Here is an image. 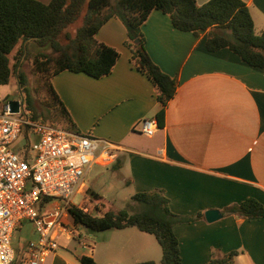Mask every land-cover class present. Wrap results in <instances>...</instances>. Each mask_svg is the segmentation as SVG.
I'll return each mask as SVG.
<instances>
[{
	"label": "crops",
	"instance_id": "crops-1",
	"mask_svg": "<svg viewBox=\"0 0 264 264\" xmlns=\"http://www.w3.org/2000/svg\"><path fill=\"white\" fill-rule=\"evenodd\" d=\"M48 3L50 0H39ZM208 0H197L203 4ZM257 32L264 31V0H243ZM151 59L177 87L168 101L164 126L154 135L139 132L143 118L159 109L157 90L131 61L122 21L113 16L96 38L119 51L112 71L102 77L64 70L52 78L72 119V129L118 146L109 164L138 191L162 189L169 208L181 216L201 218L173 226L184 264H204L213 256L237 250V264H264V216L240 218L223 209L254 197L264 204V70L251 66L228 48L209 51L207 31L176 29L170 17L153 10L141 25ZM147 138V141H144ZM87 189V187H86ZM218 209L222 217L208 222L204 212ZM61 234L51 264H136L161 259L149 233L135 226L116 229L109 257L100 255L86 230ZM136 228V229H135ZM77 240L73 251L67 249ZM59 247V248H60ZM107 250V249H106Z\"/></svg>",
	"mask_w": 264,
	"mask_h": 264
},
{
	"label": "trees",
	"instance_id": "trees-1",
	"mask_svg": "<svg viewBox=\"0 0 264 264\" xmlns=\"http://www.w3.org/2000/svg\"><path fill=\"white\" fill-rule=\"evenodd\" d=\"M155 9L167 14L178 30L195 34L206 30L209 51L228 48L249 65L264 70V31H256L253 17L243 0H208L203 4H198L197 0H119L116 5L111 4V0H50L48 3L0 0V84L9 83L16 75L32 117L50 123L47 117L51 116L61 122L53 125L70 129L72 119L54 89L52 78L64 70L85 72L93 77L109 74L119 58V51L99 41L96 33L109 18L116 16L125 27V45L131 50L132 63L157 90L160 106L155 118L162 127L166 106L175 94L177 82L160 69L145 48L141 25ZM80 18L82 24L71 35L68 27ZM31 43L40 47L33 53L32 70L41 77L49 95L43 101L44 112L35 106L28 77L20 69L21 56L27 53V45ZM16 46L11 63L10 54ZM44 47L51 51L41 49ZM84 205L88 206V211L79 206L69 209L75 226L81 224L91 230L135 226L156 238L162 250L161 264H184L173 226L202 216L201 212L194 217L174 213L169 208V199L158 188L135 192L123 207L108 209L102 215H99L101 208L98 205L103 204L99 201L91 206ZM223 212L240 218L263 217L264 204L254 197H247L240 203L226 206ZM237 255V250H230L213 256L204 264H237ZM80 260L83 264H94L88 256L83 255ZM136 264L156 263L146 260Z\"/></svg>",
	"mask_w": 264,
	"mask_h": 264
},
{
	"label": "built area",
	"instance_id": "built-area-1",
	"mask_svg": "<svg viewBox=\"0 0 264 264\" xmlns=\"http://www.w3.org/2000/svg\"><path fill=\"white\" fill-rule=\"evenodd\" d=\"M6 104L0 112V264H12L14 232L22 220L32 221L38 238L28 243L24 262L51 264L61 234L73 236L69 209L79 206L73 196L86 191L85 176L95 163L117 157L109 140L34 119L25 100ZM158 129L154 117L143 118L139 132ZM25 143L17 147L19 138ZM34 155H29L30 150ZM101 207L102 205H98Z\"/></svg>",
	"mask_w": 264,
	"mask_h": 264
},
{
	"label": "rangeland",
	"instance_id": "rangeland-1",
	"mask_svg": "<svg viewBox=\"0 0 264 264\" xmlns=\"http://www.w3.org/2000/svg\"><path fill=\"white\" fill-rule=\"evenodd\" d=\"M118 1L119 0H111V4L116 5L118 4ZM82 22L83 19L80 18L77 22L68 27V31L71 35H74L76 33L78 27L82 24ZM17 47L18 46H16L10 54L11 63L14 62ZM39 49L40 47L38 48L35 43L27 45V53L24 56H21L20 59V69L23 70L28 77V86L31 89V95L35 106H37L39 110H42L44 112L46 109L43 107V101L48 98L49 95L45 89V86L42 85L41 77L32 70V60L34 55L33 53L36 50L38 51ZM41 49L47 52L51 51V49L48 47H44ZM19 99L25 100V93L21 91V85H19L16 75H14L9 83L0 84V112L6 104L11 101H17ZM47 118L48 122H50L51 124H61L60 121L55 120L51 116H48ZM71 130L80 132L75 129ZM144 141H147V138H144ZM24 143L25 140L20 137L16 146L21 147V145H23ZM34 153L35 152L32 149L29 151V155L33 156ZM114 169L115 167H112L109 164H93L85 176L84 182L87 187L86 191L83 192V194L77 193L76 195H74L73 201L77 204H86L89 206L94 205L95 202L99 201L104 205L100 207L101 211L99 215H102L108 209H118L120 207H123L125 205V202L129 199L128 196L131 190V186L127 185L126 182L123 181L122 177L128 176L129 168L125 165L118 171H114ZM83 229L87 231L85 237L87 238L88 242H90L92 247L96 250L101 251V256L109 257L110 248L107 246L110 243H113V240L115 238L114 233L115 231H117L116 228L91 230L81 224L77 225L76 227V230L80 232ZM149 235L150 236L148 237L152 239L153 243H155L154 245H156L159 249V253H162L161 246L157 242L156 238L151 234ZM37 238L38 233L36 232L33 222L29 220H22L21 224H19L16 228L12 238V247L17 252L16 259L12 264H27L26 262H24V258L26 257V249L28 243L31 241H36ZM77 244L78 241L73 240L72 245L69 249H67V251H73L72 247L77 246ZM57 250L58 253H62L66 249L60 247ZM64 253L65 251L62 254ZM156 264H161V259L157 261Z\"/></svg>",
	"mask_w": 264,
	"mask_h": 264
},
{
	"label": "water",
	"instance_id": "water-1",
	"mask_svg": "<svg viewBox=\"0 0 264 264\" xmlns=\"http://www.w3.org/2000/svg\"><path fill=\"white\" fill-rule=\"evenodd\" d=\"M136 41H138V39H136ZM13 103L14 102L11 101L9 104L13 105ZM204 215H205V219L208 222H213L222 217V213L218 209H208L204 212Z\"/></svg>",
	"mask_w": 264,
	"mask_h": 264
},
{
	"label": "clouds",
	"instance_id": "clouds-1",
	"mask_svg": "<svg viewBox=\"0 0 264 264\" xmlns=\"http://www.w3.org/2000/svg\"><path fill=\"white\" fill-rule=\"evenodd\" d=\"M153 131H154V128L151 126H149L145 129V132L147 135H152Z\"/></svg>",
	"mask_w": 264,
	"mask_h": 264
}]
</instances>
